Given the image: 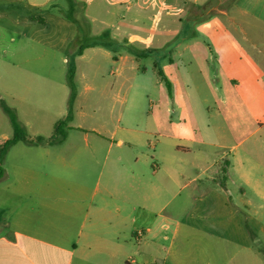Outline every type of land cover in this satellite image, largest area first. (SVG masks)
<instances>
[{
  "label": "rangeland",
  "instance_id": "374dc122",
  "mask_svg": "<svg viewBox=\"0 0 264 264\" xmlns=\"http://www.w3.org/2000/svg\"><path fill=\"white\" fill-rule=\"evenodd\" d=\"M130 1L131 5L129 0H73L70 7L66 0H55L59 12L68 11L76 20L79 34L75 44L54 55L52 49L43 53L0 21V144L14 136L11 116L25 137L9 148L2 161L11 175L18 169H62L73 183L90 184L100 173L105 184L134 183L138 196L141 180H132L131 170L142 173L151 168L154 172V164L159 163L151 159L155 151L174 154L186 169L194 167L190 176L186 172L180 178L181 186L198 174V166H208L212 160H217L216 166L202 179L222 169L224 159L218 160L225 152L228 158L239 153L255 160V147L260 146L256 140L264 137V131H252L264 122V109L257 107L254 96L240 92H256L253 81H238L234 99L257 107L254 114L247 111L242 117L235 113L225 120L248 121L250 127L243 135L223 143L198 134L206 117L196 111L225 105V78L232 76L233 69L210 58L196 12L204 0ZM50 24L51 30L55 24L56 29L69 31L61 21ZM47 32L42 29L35 35L46 39ZM102 34L107 38L100 41L110 44L105 46L110 58L94 59L90 52L81 58L74 55ZM120 56L122 60L117 61L115 57ZM70 67L74 68L71 81ZM160 72L171 82V94ZM156 115L159 120L155 121ZM61 120L64 126L56 131ZM134 130L141 133V143L135 148L127 143ZM198 138L207 144L194 143ZM121 139L123 145L118 144ZM134 153L142 154V160L134 163ZM224 176L235 196L241 185L247 198L260 201L237 174L221 171L219 177ZM189 189L183 188L181 196ZM167 200L170 209L180 197L168 195ZM136 215L139 225L143 210ZM148 251L144 247L136 251L137 264H142L140 253Z\"/></svg>",
  "mask_w": 264,
  "mask_h": 264
},
{
  "label": "crops",
  "instance_id": "0c3cea01",
  "mask_svg": "<svg viewBox=\"0 0 264 264\" xmlns=\"http://www.w3.org/2000/svg\"><path fill=\"white\" fill-rule=\"evenodd\" d=\"M56 4L55 0H0V21L43 53L52 49L54 55L73 44L79 34L66 6L59 4L66 11L59 12ZM197 7L210 58L233 67L232 76L225 78V105L196 111L206 117L198 134L202 139L212 136L228 143L243 135L250 123L225 120L235 113L243 117L247 111L254 114L257 107L264 109V0H204ZM56 20L68 33L55 24L50 29ZM42 29L48 31L46 39L35 35ZM77 51L78 58L87 52L94 59L111 57L101 44L85 48L81 55ZM122 58L115 57L117 61ZM240 80L256 83V92L240 90L245 96H254L255 109L235 102L234 85ZM154 118L159 120V115ZM260 125L252 132L264 131V122ZM140 139V131L134 130L127 143L135 148ZM193 141L207 144L199 138ZM256 143L260 146L255 147V160L239 153L228 158L225 152L218 160L224 159L222 169L202 179L217 160L198 166V174L185 186L179 180L186 172L190 176L194 167L186 169L174 154L155 151L151 159L159 163L154 164V172L151 168L142 173L131 170L130 178L141 180L138 196L134 183L105 184L100 173L88 184L73 183L62 169H18L12 175L4 169L0 264H137L133 255L142 247L149 250L140 253L142 264H264V137ZM133 155L134 163L142 160V154ZM221 171L237 174L260 201L247 198L241 185L235 196L228 178L219 177ZM185 187L190 189L181 196ZM168 195L180 197L170 209ZM137 210H143L139 225Z\"/></svg>",
  "mask_w": 264,
  "mask_h": 264
},
{
  "label": "trees",
  "instance_id": "16d2710c",
  "mask_svg": "<svg viewBox=\"0 0 264 264\" xmlns=\"http://www.w3.org/2000/svg\"><path fill=\"white\" fill-rule=\"evenodd\" d=\"M68 3H69V6L72 7L73 6V0H66ZM70 18V17H69ZM107 36L105 34H102L98 37V39L96 41H93L87 45H82L78 48V51H77V55H81L83 50L89 46H92V45H98V44H101V45H107V46H110V44H105L104 42L100 41L102 39H106ZM73 73H74V68L73 67H70L69 68V74H70V81H71V78L73 76ZM160 75L162 76V78L164 79L165 83H166V86L168 88V91H169V94H171V89H172V85H171V82L167 79V77L164 75L163 72H160ZM11 121H12V124L14 126V136L13 138L11 139H8L5 143L1 144L0 145V180L4 177L5 175V170L4 168L1 166V163L3 161V159L5 158L9 148L16 144L18 141H21V140H25V137H23V135L21 134L20 130H19V127H18V123L16 121V118L14 116H11ZM64 126V121H59L56 125V131H59L63 128Z\"/></svg>",
  "mask_w": 264,
  "mask_h": 264
}]
</instances>
